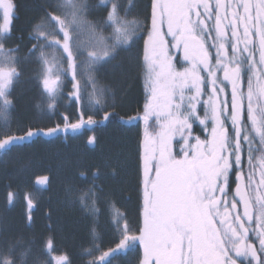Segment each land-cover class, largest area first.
<instances>
[{
	"label": "snow or ice",
	"instance_id": "snow-or-ice-1",
	"mask_svg": "<svg viewBox=\"0 0 264 264\" xmlns=\"http://www.w3.org/2000/svg\"><path fill=\"white\" fill-rule=\"evenodd\" d=\"M18 7L0 0V160L87 133L95 151L103 126L143 125L134 155L78 168L86 187L64 188L62 203L89 221L83 264H264V0H43L19 34ZM27 65L39 118L13 121ZM116 68L142 76L134 115L103 82ZM53 178L0 185V264H76L50 207L39 236L9 224L20 207L24 229L34 227Z\"/></svg>",
	"mask_w": 264,
	"mask_h": 264
},
{
	"label": "trees",
	"instance_id": "trees-1",
	"mask_svg": "<svg viewBox=\"0 0 264 264\" xmlns=\"http://www.w3.org/2000/svg\"><path fill=\"white\" fill-rule=\"evenodd\" d=\"M21 14V25L18 26V34L25 33L30 27L31 22L36 19L41 12L43 0H16ZM124 56L125 65L128 64V55ZM35 65L25 66L24 78L17 86L16 95L18 96L17 107L11 112L13 121H27L39 118V114L34 105L40 99V93L34 80ZM103 82L111 85L117 90L118 97L122 100L124 108L122 114H135L134 109L142 106L144 101V86L142 76L138 72L122 73L119 68L115 70H105ZM67 99L61 101L63 105ZM143 125L134 127L130 131L120 130L116 126H103L97 130L100 138V146L95 151L85 146V139L91 133L70 136L65 138L61 136L55 143L38 142L29 148L21 149L14 153L7 162L0 160V185L5 178L14 183L28 181L31 185L35 184L41 176L49 175L51 171L53 182L51 188L42 192V199L45 208L37 214V219L32 229H24L23 220L20 215L21 208L18 207L8 213V220L13 231H25L30 235L39 236L45 231V218L43 211L50 207L53 210V216L57 225V236L63 246L72 253L76 264H83L80 257L81 245L87 246L89 240V221L81 218L78 209L70 208L62 203L63 191L66 185L75 184L86 187L84 182L77 178V169L86 165L99 164L103 162V157L107 155L115 156L121 149L135 154L138 134L142 132ZM30 166L27 171L21 172L26 165ZM127 183L123 185L126 188L125 195L132 197L127 202V208L133 215L138 204L136 192V182L134 176L124 178ZM49 197L51 202L49 203ZM3 204V192L0 190V206ZM106 217L102 218V221ZM103 227L104 224L101 223ZM133 256L118 257L114 264H129Z\"/></svg>",
	"mask_w": 264,
	"mask_h": 264
},
{
	"label": "flooded vegetation",
	"instance_id": "flooded-vegetation-1",
	"mask_svg": "<svg viewBox=\"0 0 264 264\" xmlns=\"http://www.w3.org/2000/svg\"><path fill=\"white\" fill-rule=\"evenodd\" d=\"M16 3L18 4L17 1H16ZM18 6H19V5H18ZM91 19H95V17H91ZM14 23H15L16 28H18V26L22 24V23H21V14H20V12H19V7H18V19H16V20L14 21Z\"/></svg>",
	"mask_w": 264,
	"mask_h": 264
},
{
	"label": "rangeland",
	"instance_id": "rangeland-1",
	"mask_svg": "<svg viewBox=\"0 0 264 264\" xmlns=\"http://www.w3.org/2000/svg\"><path fill=\"white\" fill-rule=\"evenodd\" d=\"M90 19H91V17H90ZM106 217V216H105ZM106 219H107V217L105 218V220L104 221H102L101 223H103L104 224V226L102 227L101 226V229H103L105 226H106Z\"/></svg>",
	"mask_w": 264,
	"mask_h": 264
}]
</instances>
